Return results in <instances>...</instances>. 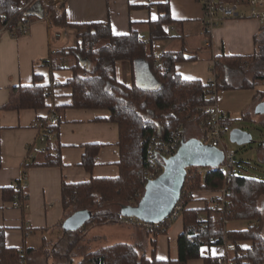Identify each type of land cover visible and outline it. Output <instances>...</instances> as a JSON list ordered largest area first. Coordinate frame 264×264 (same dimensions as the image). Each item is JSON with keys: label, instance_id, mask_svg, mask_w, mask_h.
Here are the masks:
<instances>
[{"label": "trees", "instance_id": "16d2710c", "mask_svg": "<svg viewBox=\"0 0 264 264\" xmlns=\"http://www.w3.org/2000/svg\"><path fill=\"white\" fill-rule=\"evenodd\" d=\"M30 1L33 2L0 0V29L6 24H16L23 17L33 21L35 17L43 18L47 13L50 29L76 31V43L73 46L50 53L48 59L43 62L51 71L66 69L71 71L72 75L63 84H58L51 78L48 85L41 84L42 77L34 75L31 86L19 85L10 88L9 99L1 109L3 111L47 109L46 100L52 96L54 89L65 87L71 90V105L55 108L54 113L65 108L105 110L108 111L109 117L99 121L114 123L118 127V176L93 178L77 184L63 183L61 196L66 217L80 210L91 211L113 203L137 205L144 193L148 174L156 171V175H160L166 159L165 155H154L153 166L146 163L147 147L151 138H155L156 142L167 141L171 135L179 131L182 142H185L191 138L185 135L184 127L189 121H193L201 131L199 140L205 141L206 136L199 127V122L203 119L200 109L214 104L211 99L213 89L217 93L254 90L255 101L264 103V92L256 90L257 86L264 85V27L254 39L253 55L221 54L213 59V70L218 77L215 87H211L199 80L182 79L176 73L177 63L196 59L195 56L186 55L184 47L179 51L154 54V44L173 39L174 36L168 29L180 23L172 20L167 3L157 6L158 19L138 24L144 25L148 34L147 40H141L140 31L133 23L130 24V32L125 35L112 34L109 23L70 25L66 21L64 4L55 8L44 7L42 2H38L41 10L38 14L31 10L30 3L24 12H19L25 3ZM123 61L131 65L144 62L153 85L146 88L136 83L127 86L119 82L116 75L117 65ZM48 118L49 116L38 120L46 124ZM233 123L231 119L227 122L231 129ZM58 128L59 120L58 124L52 127L55 136H58ZM100 147L98 144L84 147L81 166L87 172L94 168V160ZM58 150L59 147L56 148L54 155L48 150L43 162L36 163L30 160L24 167L27 169L32 166H60L62 163ZM225 184L228 186V194L225 197L226 209L206 208L203 212L186 208L182 210L183 232L177 240L182 258L178 261L170 259L162 261L156 257L157 238L165 235L170 226L166 218L152 230H146L150 247L148 255L143 253L140 246L120 243L84 253L82 258L74 263L72 251L82 239V233L89 227L103 224L123 225L119 222L123 219L119 205L117 213L109 210L93 211L90 221L74 233L65 252L61 254L54 250L53 264H188L197 259H203L205 264H212L217 260H213L212 257L203 258L200 254L201 248L221 246L225 242L235 245L236 249L231 257L233 264H264L262 233L264 215L258 205L260 199L264 197V180L245 178L232 168V176L226 182L223 172L210 170L193 181L189 187L185 182L182 192L187 188L192 191L198 188L219 192ZM13 186L14 184L2 189L4 199L9 198L12 203L16 199V189ZM16 197L20 204L26 202L24 189ZM191 201L189 197H185L186 204ZM204 213L206 218L202 219ZM234 221L247 222V229L227 231L226 223ZM60 227L62 223L57 226L58 229ZM42 250L43 247L26 250L7 247L4 233L0 229V264L23 262L29 264Z\"/></svg>", "mask_w": 264, "mask_h": 264}, {"label": "crops", "instance_id": "0c3cea01", "mask_svg": "<svg viewBox=\"0 0 264 264\" xmlns=\"http://www.w3.org/2000/svg\"><path fill=\"white\" fill-rule=\"evenodd\" d=\"M38 2L41 1L33 0L30 7L32 6L31 10L34 13L39 14L41 10ZM165 3L169 5L172 20L180 23L168 29L174 36L173 39L154 44V54L179 51L184 47L186 55L195 56L196 59L193 61L176 64L175 71L182 79L206 83L215 57L221 54L227 56L254 54V39L259 36L262 28L256 20L229 19L218 23L208 37L210 46H207L203 40L205 37L201 35L203 11L196 0H64L63 4L66 21L70 25L109 23L112 34L125 35L130 32V24L133 23L140 31L141 39L147 40L148 34L144 25L138 24L158 19L157 6ZM242 10L246 13L248 11L245 6ZM75 43L76 31L50 29L44 17H35L30 22L26 35L14 37L6 32L0 34V229L9 248L40 249L46 243L44 235L64 222L66 213L64 214L61 196L63 183L77 184L93 178H116L119 174L118 127L114 123L99 121L109 117L108 111L65 108L61 112H53L55 108L71 105L69 88L54 89L52 96L46 100L47 109L21 111L1 109L9 99L10 88L19 85L31 86L34 75L42 77L43 85H48L51 78L58 84L65 83L71 77V71L66 69L51 71L43 62L48 59L50 53L69 48ZM116 75L118 81L127 86L134 83L146 87L153 85L144 62L135 65L120 62ZM256 90L264 92V85L257 86ZM254 95V90L222 91L217 93L215 104L219 110L227 112L233 122L246 121L251 117L248 110L255 106ZM260 103L263 102L257 101V104ZM51 115H55L59 120L58 136L42 143L38 140V131L34 128V123L38 118H47ZM185 135L199 140L196 136H189L187 133ZM91 144H98L101 147L95 157L94 168L87 172L81 166V159L84 147ZM57 147L62 165L32 166L27 169L24 167L30 160L36 163L43 162L46 151L49 150V153L54 155ZM24 175L26 176L24 191L27 197L24 203L27 206L13 207L9 198L4 199L2 189L11 187ZM216 195L217 192L201 189L194 194L186 210L203 212L206 208H215L210 200ZM204 218L205 213L202 215V219ZM229 223L225 225L227 231H242L248 227L246 222L245 229L228 228ZM96 226L89 227L85 231V236ZM182 232L183 220L180 216L170 224L165 235L157 238L156 257L159 260L178 261L182 258L177 244L178 236ZM95 238L101 239L99 235ZM125 239L127 240L125 244L141 248L146 246L145 254L148 255L150 247L146 230L129 228ZM200 254L203 258L212 257L213 260H217L224 255V246L203 247ZM229 256L231 258L233 254ZM188 264L205 262L203 259H197Z\"/></svg>", "mask_w": 264, "mask_h": 264}, {"label": "built area", "instance_id": "2783aa9c", "mask_svg": "<svg viewBox=\"0 0 264 264\" xmlns=\"http://www.w3.org/2000/svg\"><path fill=\"white\" fill-rule=\"evenodd\" d=\"M44 7H59L63 4L64 0H40ZM201 6L203 11L202 17V26H201V35L205 37V44L210 46L209 35L217 26L218 23L226 21L229 19H253L256 20L260 26L264 27V0H196ZM25 3L19 12H24L29 4ZM248 9L247 13L242 10L243 7ZM44 19L48 22L49 16L46 13ZM30 22L26 17H23L16 24H6L0 29L1 33H9L11 36H20L26 35L29 31ZM142 40V39H141ZM214 63L212 64V70L210 71V76L206 81L211 87H215L217 80V74L213 70ZM217 92H211V99L214 101V104L201 108L203 113V119L199 122V127L204 132L206 139L202 141L204 144L217 148L224 153L223 163L215 168H201L194 167L188 169L187 172L188 180L202 177L206 172L210 170H218L224 173L225 181L227 182L232 176V168L234 166V152L225 148L223 144L224 137L231 132L230 125L227 122L230 120V116L221 110L218 109L215 104ZM58 124V118L55 115H51L48 118L46 124L42 121L37 120L34 123V128L38 131V140L42 143H46L49 138L55 137L52 127ZM181 135L179 131L175 132L169 137L167 141L156 142L155 138H151L148 147H147V161L146 163L150 166L152 165V157L155 155H165L166 159L173 155L179 146L181 145ZM24 175L18 182L14 184L16 189L15 200L12 203L13 207H22L26 208V204L20 202L17 199L18 193L24 189L25 178ZM157 177L156 171L150 172L147 176V182L155 179ZM188 187L191 183L187 184ZM228 194V186L225 184L223 188L217 192V195L214 196L210 202L212 205L219 209L224 210L227 208L225 197ZM185 197H189L191 200L194 198V191L185 189L181 193L180 199L172 210L171 214L168 216L167 223L170 225L176 219L181 216V212L188 204L185 203ZM123 225L130 227H137L143 230H152L156 225L147 224L141 222L134 218H123L119 221ZM158 225V224H157ZM224 255L217 258L218 264H233L231 262L230 254H233L235 251V245L229 242L224 243Z\"/></svg>", "mask_w": 264, "mask_h": 264}, {"label": "rangeland", "instance_id": "374dc122", "mask_svg": "<svg viewBox=\"0 0 264 264\" xmlns=\"http://www.w3.org/2000/svg\"><path fill=\"white\" fill-rule=\"evenodd\" d=\"M203 39V38H202ZM204 40V39H203ZM201 40L203 43L204 41ZM254 108L248 110L250 112V118L246 121H235L232 124L233 130H238L244 134H247L251 138L250 143L245 144H237L231 141L230 135L231 132L228 133L223 140V144L226 149L234 152V166L233 170L245 178H252L257 180H264V112L257 113L256 108L259 104L257 101L254 102ZM224 112V111H222ZM227 113V112H224ZM187 135L196 136L200 138V130L197 125L193 121H189L184 127ZM187 178V176H186ZM197 180V178L195 179ZM194 180V181H195ZM188 183H192L193 179L185 181ZM201 189L194 190V194ZM118 203H113L111 205H103L100 208L88 210L91 214L95 212V210H109L114 212H118L119 210ZM259 208L263 212L264 215V197L259 201ZM94 211V212H93ZM69 214V213H68ZM68 217L65 216L64 221ZM228 228L233 229H245L247 227V223L242 221L240 223L232 224L231 222L227 225ZM129 228L126 225H118V224H105L99 225L88 231V234L85 236V231L82 233V239H80L77 247L72 251L73 262L77 263L84 253H88L91 251H95L97 249L112 246L120 243H127L125 239V235L128 233ZM263 235H264V225H263ZM70 233V235H68ZM65 233L60 229L53 228L49 230L47 235H44L46 238V243L43 246L42 252L36 254L29 264H53L52 254L54 250L63 254L68 247V244L72 241V236L75 232ZM98 235L101 239H96L95 237ZM41 247V246H39ZM143 253L146 251V246L142 247ZM23 264H26L23 262Z\"/></svg>", "mask_w": 264, "mask_h": 264}, {"label": "water", "instance_id": "95a60500", "mask_svg": "<svg viewBox=\"0 0 264 264\" xmlns=\"http://www.w3.org/2000/svg\"><path fill=\"white\" fill-rule=\"evenodd\" d=\"M256 112H264V103L258 105ZM230 138L232 142L240 145L251 142L250 136L238 130L231 131ZM223 160L224 153L221 150L198 139L191 138L182 142L177 151L165 159L161 174L146 183L138 204L120 205L121 216L147 224L162 223L180 199L187 170L194 167L215 169ZM91 217L92 214L88 210L74 212L62 223V230L65 233L76 232L90 221Z\"/></svg>", "mask_w": 264, "mask_h": 264}, {"label": "bare ground", "instance_id": "6f19581e", "mask_svg": "<svg viewBox=\"0 0 264 264\" xmlns=\"http://www.w3.org/2000/svg\"><path fill=\"white\" fill-rule=\"evenodd\" d=\"M33 1V0H32Z\"/></svg>", "mask_w": 264, "mask_h": 264}]
</instances>
